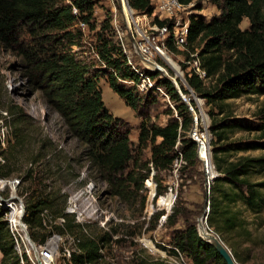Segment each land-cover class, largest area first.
Returning <instances> with one entry per match:
<instances>
[{
  "label": "trees",
  "instance_id": "1",
  "mask_svg": "<svg viewBox=\"0 0 264 264\" xmlns=\"http://www.w3.org/2000/svg\"><path fill=\"white\" fill-rule=\"evenodd\" d=\"M201 1L180 0L186 5L194 3L193 9L196 10L190 16L186 53L198 49L203 66L215 80V84L209 87L196 75L186 74L190 87L205 98L209 106L218 110L216 113L213 108L209 110L214 135L212 158L219 174L211 183L209 194H206L209 202L206 221L226 245L230 244L236 261L248 264L249 256L241 255L235 244L240 245L250 233L243 210L259 213L264 207V180L252 181L250 178L251 174L264 172V154L241 155L236 159L230 157L233 152L264 150V106L258 112L261 116L257 126L260 134L257 140L250 142L230 141L237 130L252 128L226 110L230 107L227 101L231 99L243 95H264V0H212L220 14L210 20L199 13L203 9ZM97 2L73 0L70 4L66 0H0V47L20 60L25 76L35 90L43 94L46 105L60 116L66 133L76 139L77 151L87 170L103 177L111 185L123 181L141 188L151 173L150 164L157 173L171 168L176 156L179 128L183 132L189 130L191 118L186 104L168 78L159 79L158 83L166 87L171 100L182 102L176 105L181 121L174 117L173 110H169L171 117L165 125L156 124L148 117L149 105L156 100L152 94L157 96L153 91L142 95L134 84L127 87L118 83L119 79L137 82L139 75L128 64L125 53L114 40L111 19L106 18L97 30L94 21ZM129 4L140 12L152 14L154 11L152 0H129ZM73 7L78 9L77 14ZM245 18L249 20V27L242 28ZM156 21L160 25L166 24L165 21ZM79 22L94 31L92 46L105 66L103 70H98L93 60L81 58L78 51H74L75 47L83 46L84 31L78 27ZM167 46L175 49L171 35ZM99 72L107 75L109 86L126 105L143 117L137 143L129 137L128 123L106 107L99 85ZM158 73L150 72L152 77ZM13 107H16V119H13L16 141L24 144L27 141L24 129L29 122L18 106H7L6 115L14 114ZM219 115L222 116L219 118ZM3 117L6 120V116ZM181 136L180 149L187 164L191 165L196 160V143L184 137L183 133ZM39 143L37 158L41 153L47 156L49 152L53 155L57 152L56 148L43 141ZM149 146L151 158L143 160V151ZM37 158L34 159L36 162ZM73 158L62 161L69 167ZM3 167L0 166L1 177L10 176L14 171ZM154 176L158 179V174ZM23 179L34 182L25 202L22 220L35 244L45 245L57 233L66 241L72 240L69 258L63 255L66 245L60 248L65 264H101L112 235L87 232L85 225L77 222L75 214L67 211V199L59 202L53 192H47L40 178L37 175L33 177L32 169ZM165 191V187L158 184L156 197ZM7 214L8 209L0 207V264H23L22 260L31 264L28 254L19 253L16 248L20 238L17 235L15 238L11 232ZM175 240L177 249L170 251L176 255L179 252L187 254L194 264H227L218 251L200 236L194 223H187ZM136 264L167 263L145 258ZM256 264H264V261Z\"/></svg>",
  "mask_w": 264,
  "mask_h": 264
},
{
  "label": "rangeland",
  "instance_id": "2",
  "mask_svg": "<svg viewBox=\"0 0 264 264\" xmlns=\"http://www.w3.org/2000/svg\"><path fill=\"white\" fill-rule=\"evenodd\" d=\"M97 1L94 14L97 30L101 27L102 22L109 17L117 45L121 46L122 40L126 46L133 49L134 41L139 36L137 33L132 35L127 25L123 24L126 21L124 13L115 11L117 9L116 6H118L117 1L116 6H114L113 0ZM201 3L203 4V9L199 13L206 20H210L213 16L220 14L219 9L212 0H202ZM153 6L155 8V4ZM187 6L191 13L196 12L193 9L194 3ZM139 12L137 11L136 14H139ZM115 18L118 20L117 25H121L120 27L115 26ZM149 20H151V17H149ZM77 25L79 27L80 22ZM84 26V28L81 27L84 31L83 46L75 47L74 51H78L81 58L93 60L98 70H103L105 66L100 62L92 46V43L95 42L94 31L88 30L86 24ZM241 27H249L247 18L243 20ZM168 50L174 61L181 65V69L186 75L189 71L186 64V68L183 67V59L187 57L186 51L177 47L175 49L168 48ZM153 59L158 64L166 67L170 76L175 77V69L164 57L157 55ZM134 62L136 67L148 72H154L151 71V67L145 65L146 62H142L140 56L136 55ZM158 72L156 76L158 80L162 78L171 80L170 76L164 72ZM98 80L102 88L106 107L115 116L123 118L128 123L130 128L129 137L134 143H137L143 117L138 116L136 112L126 105L123 98L112 90L108 84L107 75L99 72ZM177 81L180 83L179 78H177ZM118 83L127 87L132 86L131 83L124 82L121 79L118 80ZM214 84V79L208 83L209 87ZM140 94L145 95V93ZM153 96L156 100L150 103L147 111L148 117L152 122L165 125L171 117L169 110H173L174 117L178 116L176 105L179 102L182 103L181 101L177 103L171 100L173 105H170L169 101L161 94H157V96L152 94ZM227 102L230 107H227L226 112L230 111L234 117L241 119L252 128L250 130H237L230 141L250 142L257 140V136L260 134L257 126L261 122V116L258 112L264 106V95H243ZM7 106L20 107L21 114L29 122V125L24 129V136L27 140L24 144H18L16 141V124L13 122V119H16V107H13V115L9 113L6 115ZM204 107L208 113L213 108L207 103L204 104ZM213 110L215 113L218 111L216 108H213ZM3 116H6V120ZM221 116L219 115L218 117L220 118ZM0 141V154L1 150L4 152L2 154L4 161L0 162V166L4 165L3 168L14 169L8 177L22 178L23 182L19 185L17 192L23 198L24 207L30 193V187L34 185V182L33 180L24 181L23 177L26 176L29 169H32L33 177L37 175L40 178L39 180L43 183L47 192H53L59 202L67 199V211L75 214L77 222L84 224L87 232L94 235L103 233L112 235V242L106 248L105 258L101 264H136L145 258L165 260L167 264H182L183 259L192 260L185 253L179 252L176 255L170 250L177 249L175 236L178 232L184 230L187 223H194L198 227L201 216L209 211V202L206 199V194H209L211 185L208 186L206 182L203 164L196 158L193 164H187L181 168L180 176L176 180L177 196L170 210H166L164 206L158 203L160 195L157 197L152 196L153 191L149 187L147 178L141 188H138L137 185L130 186L123 183V181L113 185L109 184L103 177H99L96 173L87 170V165L81 160L78 153L79 150L77 151L78 143L76 139L71 138L66 133L60 116L46 105L43 94L35 90L30 79L25 76L20 67V60L14 54L3 50L1 47ZM42 141L50 147L56 148L57 152L54 155L49 152L47 156L41 153V156L37 158L39 142ZM263 154L264 150L261 148L251 149L245 152H233L230 159H236L241 155L260 156ZM35 157L38 160L37 162L34 160ZM69 157L75 158H73V162L69 164V167H66V162L62 160ZM142 157L143 160L151 158L150 146L143 151ZM155 174H158V179L156 176L153 178L157 182L156 191L158 184L161 183L166 189L164 194L168 193L169 187L174 183L169 169L162 170L159 173L155 170ZM250 178L252 181L264 180V172L251 174ZM122 192L124 194H121ZM17 207L20 209L14 215L20 219L22 210L19 205ZM172 214L173 216L169 220L168 217ZM242 215L246 220V226L250 233L247 236L248 239H244L240 245L235 244V246H237V250L241 255L249 256L248 264L262 262L264 261V207L259 213L244 209ZM16 226V235L20 238L16 248L19 253L26 252L31 260V257L34 258L36 253L31 248L30 241L26 239L23 231L28 230V228L20 227L17 222ZM203 226L206 230L218 236L206 223ZM64 244L66 247L73 246L70 238L66 241L65 237L54 233L45 245L52 248L58 264H65L60 251L61 246ZM36 246L38 250L41 247V245ZM228 247L231 250L230 244ZM1 256L0 252V258Z\"/></svg>",
  "mask_w": 264,
  "mask_h": 264
},
{
  "label": "built area",
  "instance_id": "3",
  "mask_svg": "<svg viewBox=\"0 0 264 264\" xmlns=\"http://www.w3.org/2000/svg\"><path fill=\"white\" fill-rule=\"evenodd\" d=\"M67 3L72 4L73 0H66ZM116 1L118 6H116ZM155 8L152 14L148 15L146 12H139L136 14L137 10L131 7L129 0H113L114 6H116V12L124 13L126 21L123 23L127 25V28L131 31L132 35L134 33L138 34V38L134 41L133 49L121 40V49L127 57L128 64L133 68V70L139 75V80L137 82L131 80H123L124 82L134 84L137 90L140 93H148L153 91L156 95L161 94L165 97L170 105L171 97L166 87L158 83L156 77H152L150 72L142 70L139 67H136L134 62V57L136 55L142 58V62L147 60H153L154 64H157V68H150L151 71L158 72L162 71L166 75L170 76L169 71L166 67L158 64L153 58L155 56H162L164 54H170L168 50L167 38L171 35L173 37V43L175 47L184 49L183 51H188V32L190 25V16L191 11L187 9V5L180 2V0H152ZM119 8V10H118ZM73 12L78 13V9L73 7ZM151 17V20H149ZM156 19L160 21H165V25H160ZM117 18L114 19L115 26L117 25ZM133 23V24H131ZM82 25V26H81ZM81 27H85L82 22H80ZM119 30V29H118ZM166 40V43H165ZM186 59L183 63L189 68L188 75H196L201 79L206 85L212 78L208 75L206 68L202 64V60L198 54V49L196 51H189V54L186 55ZM147 59V60H146ZM143 62V63H144ZM147 67V62L145 63ZM178 70L180 75L175 71V77L170 76L174 88L179 94V97L183 103L186 104L189 116L191 118V124L189 130L183 132L181 127L179 128L180 136L178 138L176 148V156L171 164L169 172L174 179V183L169 187L168 193L160 194L161 196H167L170 193L174 194V199L177 196V182L176 180L180 176L181 168L187 165V160L184 158L183 151H181V134H184V137L192 139L196 143V158L203 164L204 172L206 176V182L208 186L211 185L214 178L219 174L215 168L212 158V140L214 135L211 131L212 119L204 104L206 103L205 98L201 97L196 93V91L190 87L188 84L186 75L181 69V65H178ZM179 78L180 83L177 81ZM174 108V106H172ZM7 114V112H6ZM178 117V116H177ZM181 121V118L178 117ZM4 144V143H3ZM2 144V145H3ZM1 147V141H0ZM3 151V150H1ZM2 153L0 154V162L4 161L2 158ZM151 173L147 178L148 182L154 184V190L152 193L153 197H156L157 191V182L153 180L155 169L151 164ZM21 177H1L0 176V207H6L9 209L8 223L11 232L16 238V215L13 214V210L19 205L23 210V198L18 194L17 189L20 184H22ZM150 187V186H149ZM152 189V188H151ZM159 203V199H158ZM61 220H63L61 218ZM46 245V244H45ZM41 246L37 252V255L34 258L31 257V264H58V260L54 254L52 248L47 246ZM71 249L66 247L63 255L67 258L70 257ZM23 264L24 261L22 260ZM182 264H194L192 260H182Z\"/></svg>",
  "mask_w": 264,
  "mask_h": 264
},
{
  "label": "water",
  "instance_id": "4",
  "mask_svg": "<svg viewBox=\"0 0 264 264\" xmlns=\"http://www.w3.org/2000/svg\"><path fill=\"white\" fill-rule=\"evenodd\" d=\"M25 212V207L23 205V210H22V216H21V224L23 227H25V229L27 228V226L25 225V223H23L24 221L22 220V217L24 215ZM207 216H208V212L204 213L201 218L199 219V234L200 236L209 244H211L217 251L218 253L225 259V261L227 262V264H240L236 261V259L234 258L231 250L228 248V246L218 237L216 236L214 233L209 232L207 230L206 233H203L201 230V224H207ZM26 235L28 236L29 240L31 241V243L34 245V247H36L35 242L32 240L29 231L26 229Z\"/></svg>",
  "mask_w": 264,
  "mask_h": 264
},
{
  "label": "bare ground",
  "instance_id": "5",
  "mask_svg": "<svg viewBox=\"0 0 264 264\" xmlns=\"http://www.w3.org/2000/svg\"><path fill=\"white\" fill-rule=\"evenodd\" d=\"M163 57L165 58V60L173 67V69H175V71L177 72V74H179L180 75V72H179V70H178V63H176L175 61H174V59L172 58V56H170L169 54H164L163 55ZM147 60V59H146ZM153 60H147L146 62H147V65L148 66H150L151 68H157V64H154L153 62H152ZM148 184H149V186L152 188V191H153V189H154V184L152 183V182H148ZM174 194H169V195H167V196H161V198H159V204H161L162 206H164L165 208H166V210H170L171 208H172V206H173V203H174ZM20 208L19 207H16V209H14L13 210V214L14 213H16L18 210H19ZM22 210V209H21ZM22 215V214H21ZM16 219H17V224L21 227L22 225H21V216H20V219L18 218V217H16ZM201 226V230H202V232L203 233H206L207 232V230L205 229V227L203 226V223L200 225ZM19 227V228H20ZM24 231V233H25V235H26V230H23ZM26 239L28 240V241H30L29 240V238H28V236L26 235ZM30 246H31V248L35 251V253H36V255H37V251H38V249H37V246L36 247H34V245L31 243V241H30Z\"/></svg>",
  "mask_w": 264,
  "mask_h": 264
}]
</instances>
